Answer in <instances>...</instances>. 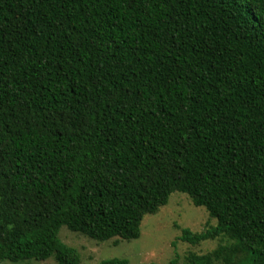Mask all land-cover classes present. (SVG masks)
<instances>
[{
	"label": "trees",
	"instance_id": "trees-1",
	"mask_svg": "<svg viewBox=\"0 0 264 264\" xmlns=\"http://www.w3.org/2000/svg\"><path fill=\"white\" fill-rule=\"evenodd\" d=\"M176 192L216 221L179 241H228L188 264H264V0H0V264H80L62 227L137 240Z\"/></svg>",
	"mask_w": 264,
	"mask_h": 264
},
{
	"label": "rangeland",
	"instance_id": "rangeland-1",
	"mask_svg": "<svg viewBox=\"0 0 264 264\" xmlns=\"http://www.w3.org/2000/svg\"><path fill=\"white\" fill-rule=\"evenodd\" d=\"M204 208L196 207L186 194L174 193L167 205L155 215H147L141 226V236L137 240L96 242L86 236L62 227L59 233L61 241L77 250L80 264H102L103 261L123 259L128 264H188L187 257L194 253L203 255L228 243L226 237L217 238L197 246L179 241L182 229L194 233L205 231L214 226ZM243 259L244 257L241 256ZM246 264H252L246 259ZM1 264H57L54 258L46 261L30 260L26 262L4 261Z\"/></svg>",
	"mask_w": 264,
	"mask_h": 264
}]
</instances>
